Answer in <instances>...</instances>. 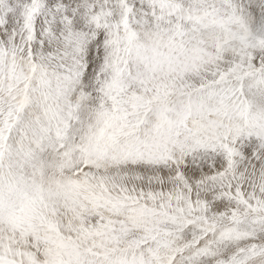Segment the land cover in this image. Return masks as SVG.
I'll use <instances>...</instances> for the list:
<instances>
[{
	"label": "snow or ice",
	"instance_id": "6c2138e0",
	"mask_svg": "<svg viewBox=\"0 0 264 264\" xmlns=\"http://www.w3.org/2000/svg\"><path fill=\"white\" fill-rule=\"evenodd\" d=\"M0 264H264V0H0Z\"/></svg>",
	"mask_w": 264,
	"mask_h": 264
}]
</instances>
